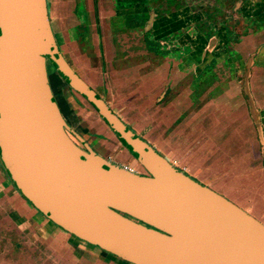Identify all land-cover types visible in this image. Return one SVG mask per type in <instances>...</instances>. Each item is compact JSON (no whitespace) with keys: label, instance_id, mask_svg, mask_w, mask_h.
<instances>
[{"label":"water","instance_id":"obj_1","mask_svg":"<svg viewBox=\"0 0 264 264\" xmlns=\"http://www.w3.org/2000/svg\"><path fill=\"white\" fill-rule=\"evenodd\" d=\"M48 63L147 175L75 143L53 95ZM0 160L17 190L49 221L126 263L264 264V224L172 165L67 65L47 0H0Z\"/></svg>","mask_w":264,"mask_h":264},{"label":"crops","instance_id":"obj_2","mask_svg":"<svg viewBox=\"0 0 264 264\" xmlns=\"http://www.w3.org/2000/svg\"><path fill=\"white\" fill-rule=\"evenodd\" d=\"M143 1L47 0L51 29L62 58L125 125L172 165L192 179L194 176L189 175L188 172L196 170L195 181L221 196L224 195V198L241 208L237 201L240 202L249 210L242 208L244 211L264 224V179L253 185L244 184L248 181L252 182L254 175L257 180L260 172L255 174L258 172L257 170L254 172L253 169H249L242 176L244 183L236 181V175L239 176L241 173L239 169L237 172V167H235V164L239 163V160L234 161L235 155L223 156L219 152L220 157H224L223 162L209 165L205 157L210 152L201 155L195 152L197 142L201 140L199 137H249V127L251 126L252 129L256 122L253 119L254 110L259 115L261 112L254 96L253 72L249 73L244 69L243 71L239 70V75L233 74V66L230 61L235 59H231L234 57V51L229 50L230 54L221 51L219 55L214 56L207 52L208 43L205 39H201L193 32L183 35L178 41L182 46L191 47L192 51L189 54L186 56L166 54L158 46L159 39L176 30L193 26L194 22L183 24L180 21V13L177 11L158 21L154 20L153 25L146 28L149 14L148 8L140 4ZM225 4L227 10L238 11V14H241L237 22L239 27L249 29L253 33V41L247 45L248 51L251 52L258 45L264 44V0H231L226 1ZM189 12L191 13L190 10ZM137 19L140 20L137 21ZM193 28L194 26L191 27V30ZM151 29L153 30L150 33ZM223 42L219 38L217 43L221 47ZM244 44L236 42L233 43V46ZM236 50L238 51L237 48ZM118 59L128 64L132 60H139L144 64L142 72L148 75L145 81L150 83L157 78H163L164 82L153 90H148V95L144 98L140 97L141 87L145 86L144 83L125 87L114 79V73L117 70L111 61ZM176 66L178 69L175 68ZM47 69L50 86L63 118L72 135L80 141V143H76L81 148L90 149L97 155L106 158L94 149L92 141L87 140L86 132L89 131L87 127L83 131V127L87 125L83 112L90 109L93 114H98L97 111L95 109L93 111V106L75 93V90L53 65L49 64ZM184 73L190 76V87L184 83L183 78L179 77ZM200 75L208 77L207 83L202 86L197 84ZM169 78H172V81L168 83ZM248 93L252 97L253 107L245 100V95ZM237 95L241 97L244 95V101L234 103V97ZM176 96L181 98L180 101H177V105L183 103L181 105L183 108L184 103H189L188 107L193 108L194 104H197V109L193 110L190 118H180L183 121L182 124L174 133L170 134V127L175 125V118L171 116L177 117L176 101H174ZM200 105L209 107L221 105L224 109L221 114L206 113L203 117L206 115L207 117H204L200 123H194V116L201 110ZM261 118H263V113H261ZM201 124H204V128L200 130L198 127ZM208 125L209 128H207ZM104 126L106 127L108 124ZM166 135L180 138L176 141L177 147L164 148L161 151L158 149L161 143L154 139ZM259 137H264L262 128H259ZM127 152L129 151L127 150ZM175 152L177 153L174 154ZM214 156H216L215 153ZM107 159L117 164L111 158ZM190 159L192 166L185 163V160ZM252 162L254 161L252 160ZM224 164H228L230 168H225ZM122 166L130 167L126 164ZM232 168L235 169V173L229 172ZM241 182L243 187L240 186ZM234 183V188L240 186L244 189L233 191L231 187L229 189L224 187ZM221 188L227 195L217 192ZM244 191L246 195L240 196ZM50 222L17 190L0 160V246L2 242V244L12 245V238L16 241L23 240L27 230L49 236V233H54L56 230L54 227H50ZM59 231L67 233L62 229ZM72 237L74 238V236ZM4 239L5 241H3ZM73 245L76 249L78 246H84L81 243L78 246L76 243ZM85 250L87 249L85 248ZM1 261L0 259V264H4V261Z\"/></svg>","mask_w":264,"mask_h":264},{"label":"rangeland","instance_id":"obj_3","mask_svg":"<svg viewBox=\"0 0 264 264\" xmlns=\"http://www.w3.org/2000/svg\"><path fill=\"white\" fill-rule=\"evenodd\" d=\"M237 19L238 16L234 15L232 21L230 22L231 25L230 32L234 34L233 37L234 41L243 42L245 44L237 47L233 45L231 46L232 50L234 51L233 52L234 57L231 59L235 58L234 61H230L231 65L233 66L232 68L233 74L239 75V70L243 71L244 69L249 73L253 72L254 75L253 88L255 91L254 96L257 100V104L261 109V112L259 115L257 114V111L254 110L255 114H253V119L256 122L253 124L252 129L251 126L249 127V131H248L249 137H210V138L199 137L201 140L197 142L195 152L198 153L199 155H201L202 153L208 154L210 152V154L206 155V157L204 156L205 158H207V162L209 163V165H214V164L217 165V163L223 162L224 157H220V153H222L223 156L235 155L234 158L236 159L234 161L237 162L239 160V163H236L235 167H237V172L239 169V172L241 173L239 174V176L236 175V181L239 180L244 183L245 182L243 181L244 177L242 176H244V174L247 173L246 171H248L249 169H253V171L257 170L258 172L255 174H258L260 172L257 177V180H255L256 178L254 175L253 177L254 180L252 182L247 180L248 182L244 183L248 185L249 184L253 185L258 183L257 181L260 182L264 179V137H259V128H262L264 132V44L258 45L256 49L253 51L251 50V52L248 51L249 47L247 45L248 43L250 44L253 41V37H252L253 33L249 29L240 28L237 23L238 22ZM236 48L238 49V51L236 50ZM156 49L158 50V48ZM111 63H113V66L117 70L116 73H114V77H115L114 79H116L117 82L125 85V87H131L137 85L138 83L145 84V86L142 85L141 87L142 93H140V97L144 98L146 95H148L147 92L148 90L151 91L157 86H159L162 82H164L163 78H157V80L152 81L150 83L145 81V78L148 75L142 72V70L144 69V64L139 60H132L128 64L118 59L115 61H111ZM175 68L178 69L177 66ZM179 77L183 78L184 83L188 84L187 86L190 87L191 79L189 75H186L184 73L183 76L180 75ZM207 78L208 77L206 75H200L197 84L199 86L206 84ZM171 81L172 78L171 79L169 78L168 83ZM75 93L77 92L75 91ZM80 97L82 96L80 95ZM243 97L244 95H242V97L237 95L236 97H234L233 102L234 103H238L239 101L243 102L244 101ZM180 99L181 98H179L178 96H176L174 99V101H176L175 106H176L177 117L174 116L173 114H172L173 116L169 115L175 118V125L170 127L171 129L169 131L170 134L174 133L175 130H177L180 127V124H182L183 122L181 121L183 118L186 119L190 118L193 110L195 111V109H197L196 106L197 104H194L193 108H189L188 107L189 103H184L185 106H183L182 108L181 105H183V103L177 105V101H180ZM250 99H251L250 95L248 96L245 95V100L248 102L249 105H250ZM200 108H201L200 112L196 113V116H194L193 119L194 123H200L204 117H207V115L203 117V115L206 113L221 114L222 110L224 109L223 106L221 105L213 106V107L200 105ZM92 109L94 111V107ZM261 113H263V118H261ZM83 116L86 119L85 121L87 124L83 127V131L87 127L89 131L86 132V138L87 140L93 142L92 143L93 147L98 153L104 155L106 157L105 159L111 158V160L115 161L120 166L126 164L129 165L138 173L145 172L144 168L130 153V151L122 144V142L115 136L114 132L111 131L109 126H106L108 128L104 126L107 124L100 115L96 113L93 114V112L90 109H86L83 112ZM209 127L210 126L208 125L207 128ZM202 128H204V124L203 125L201 124L198 127V129L200 130ZM72 138L74 141L75 140L77 141V139H75L74 136H72ZM179 138L180 137H175L174 135H166L164 137H156L154 141L159 140L161 146H159L158 149L162 151L164 150V148L171 149L177 147L176 141ZM77 145L79 144L77 143ZM127 150L129 152H127ZM176 153L177 152H175L174 154ZM214 153L219 158L214 156ZM252 160L254 162H252ZM190 161L191 159L185 160V163L188 166H192ZM224 167L230 168L228 164H224ZM234 170L235 169L232 168L230 169L229 172L235 173ZM195 172L196 170L192 172H188V174L189 175L192 174L191 176H194L193 178L195 179L196 176ZM242 182L240 186L243 187ZM234 185L235 183L224 187H226L227 189L231 187V189L233 188L232 189L233 191L235 190L241 191L242 189H244L240 186L234 188ZM217 192L227 195V193L223 190V188H221ZM243 194L246 195V192L244 191L243 193L240 194V196H243ZM237 203L241 205V208L248 210L247 207L243 206V204H241L240 202L237 201ZM253 215L255 216V214ZM49 224L50 227L52 226L56 229L54 233H49V236L45 234L43 235V233L42 234L38 233L37 231L32 232L30 230L29 231L27 230L23 240L18 239L16 241V239L12 238V245L6 243L2 244L3 243L2 242L0 246V259L4 261V264H128L116 257L110 256L108 253L102 251L101 249H98L85 242L83 243V241H81L78 238L75 237L73 238L68 233L60 232L59 230L61 229L58 226H56L54 223L50 222ZM3 241H5V239ZM73 243L74 244L76 243L77 246L79 243H81V245L84 246H78V248L76 249ZM84 247L87 250H85Z\"/></svg>","mask_w":264,"mask_h":264},{"label":"flooded vegetation","instance_id":"obj_4","mask_svg":"<svg viewBox=\"0 0 264 264\" xmlns=\"http://www.w3.org/2000/svg\"><path fill=\"white\" fill-rule=\"evenodd\" d=\"M226 1L229 2L231 0H144L140 4L148 8L149 15L147 14L146 28L153 25L152 23L154 20L158 21L173 15L177 11L180 13V21L183 24L191 21L194 22V28L192 30L191 27L193 26L190 25L189 27L176 30L164 36V38L159 39V42H157L160 50H164L166 54L186 56L192 51L191 47L187 45L182 46L178 41L183 35L193 32L201 37V39H205L208 43L207 52L216 56L219 55L221 51L230 54L227 52L232 50L231 45L236 43V41L233 40L234 34L230 32V22L234 15L239 18L241 14H238V11L231 12L227 10ZM228 8L231 9L229 6ZM138 20L140 19H137V21ZM152 30L153 29L149 32L151 33ZM206 35H209V37ZM219 38L224 41V47H220V44L217 43ZM74 138L77 139L76 136H74ZM76 142L80 143L78 139ZM142 174L147 175V172L145 171Z\"/></svg>","mask_w":264,"mask_h":264},{"label":"built area","instance_id":"obj_5","mask_svg":"<svg viewBox=\"0 0 264 264\" xmlns=\"http://www.w3.org/2000/svg\"><path fill=\"white\" fill-rule=\"evenodd\" d=\"M125 169H127V170H129V171H131V172H136V173H137V171H135L133 168H130V167H128V166H127V167L125 166Z\"/></svg>","mask_w":264,"mask_h":264},{"label":"trees","instance_id":"obj_6","mask_svg":"<svg viewBox=\"0 0 264 264\" xmlns=\"http://www.w3.org/2000/svg\"><path fill=\"white\" fill-rule=\"evenodd\" d=\"M207 37H209V35H206ZM164 52V50H162ZM76 238V237H75ZM110 256H112L111 254H109ZM114 257V256H113Z\"/></svg>","mask_w":264,"mask_h":264}]
</instances>
